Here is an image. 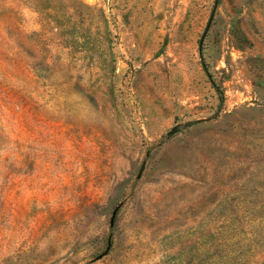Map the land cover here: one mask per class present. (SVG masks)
Returning a JSON list of instances; mask_svg holds the SVG:
<instances>
[{
  "label": "rangeland",
  "instance_id": "1",
  "mask_svg": "<svg viewBox=\"0 0 264 264\" xmlns=\"http://www.w3.org/2000/svg\"><path fill=\"white\" fill-rule=\"evenodd\" d=\"M0 264H264V0H0Z\"/></svg>",
  "mask_w": 264,
  "mask_h": 264
},
{
  "label": "water",
  "instance_id": "2",
  "mask_svg": "<svg viewBox=\"0 0 264 264\" xmlns=\"http://www.w3.org/2000/svg\"><path fill=\"white\" fill-rule=\"evenodd\" d=\"M212 18H213V15H211V17H210L209 20H208V23H207V25H206L205 31H204V33H203L201 39H200L199 46H201L202 43H203V39H204V37H205L206 32L208 31V29H209V27H210V24H211Z\"/></svg>",
  "mask_w": 264,
  "mask_h": 264
}]
</instances>
